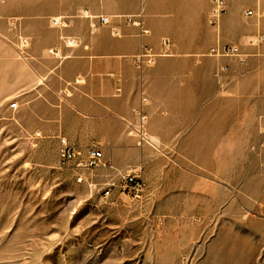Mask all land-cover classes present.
<instances>
[{"label":"rangeland","instance_id":"374dc122","mask_svg":"<svg viewBox=\"0 0 264 264\" xmlns=\"http://www.w3.org/2000/svg\"><path fill=\"white\" fill-rule=\"evenodd\" d=\"M51 2L0 0V264H264V42L249 45L264 37V0L260 19L243 10L259 33L242 43L244 65L220 60L215 97L167 112L162 125H182L166 141L149 129L157 152L132 137L125 167L107 157L113 168L84 183L35 117L32 88L16 84L17 64L33 70L20 26ZM127 172L144 181L142 202L120 188Z\"/></svg>","mask_w":264,"mask_h":264},{"label":"crops","instance_id":"0c3cea01","mask_svg":"<svg viewBox=\"0 0 264 264\" xmlns=\"http://www.w3.org/2000/svg\"><path fill=\"white\" fill-rule=\"evenodd\" d=\"M226 2L220 34L209 25L211 0H53L47 7L33 5L31 19L20 26L22 36L30 40L33 70L17 64L16 84L32 88L30 106L37 119L47 121L44 127L58 146V139L66 138L85 153L99 143L106 159L125 167L123 160L132 154L124 147L133 144L128 124L137 121L140 91L149 99L148 130L166 141L182 125H162L167 112L178 106H205L206 97L208 103L210 95L215 97V72L224 63L208 56L211 48L220 39L241 45L245 52L242 43L259 33L254 23L247 26L240 18L244 9L255 8V0ZM84 13L110 22L92 32V21ZM140 14L134 21L142 23L147 35L127 22ZM53 18H62L66 27L54 28ZM62 37L77 39L78 45L67 48ZM163 39L171 42L169 56L161 55ZM143 46L159 57L153 67L140 72L134 57Z\"/></svg>","mask_w":264,"mask_h":264},{"label":"built area","instance_id":"2783aa9c","mask_svg":"<svg viewBox=\"0 0 264 264\" xmlns=\"http://www.w3.org/2000/svg\"><path fill=\"white\" fill-rule=\"evenodd\" d=\"M256 6L253 9H248L245 11L244 15L248 19L262 17L261 2L260 0H255ZM227 13V2L226 0H211V9L209 12V25L217 30L220 29L221 20ZM84 17L92 21L91 31L95 32L99 27L108 25L110 20L106 17H93L84 13ZM141 14L137 17H128L127 22L141 28V35H147L149 32L142 28V23L140 21H134L135 19H140ZM52 26L54 28H65L66 24L62 18H53L51 20ZM63 44L67 48H74L78 45V40L71 37H62ZM264 42V37L260 34L257 37V42L254 43L250 41V46L258 47ZM163 52L161 55L169 56L171 42L168 39H163L161 41ZM30 48V40L23 36L18 38V51L20 56L24 58L25 61L29 60L28 50ZM51 55L56 56L58 59H62L55 50H50ZM210 56L219 59H232L237 61L240 65H244L249 57L247 53L242 50L241 45L235 43H222L219 39L217 44L211 48ZM158 54L149 46H143L141 51L134 57L135 64L140 72H143L147 68L153 67L156 62ZM228 70L227 66H221L216 71V77L220 78ZM120 91V90H118ZM149 105V99L143 90L140 91V100L138 107L134 110V114L137 121L134 124H128L129 134L136 139V145L138 148L142 149L145 147L151 148L157 152L155 143L153 142L152 136L149 133V117L146 112V108ZM11 108L17 109V104H12ZM41 133L37 132L33 139L41 138ZM59 156L62 166L70 165L73 170L77 171L76 174L77 181L79 183L86 182L85 173L92 172L98 168H110L111 163L107 160L103 154L102 147L99 143H95L93 146L87 149L85 153L77 150L75 147L71 146L66 138H59ZM114 186L112 184L110 189ZM120 188L126 192L133 201L142 202L146 195V185L144 181L139 178L135 172H127L121 176ZM109 189V190H110ZM110 191H107L106 195H109Z\"/></svg>","mask_w":264,"mask_h":264},{"label":"bare ground","instance_id":"6f19581e","mask_svg":"<svg viewBox=\"0 0 264 264\" xmlns=\"http://www.w3.org/2000/svg\"><path fill=\"white\" fill-rule=\"evenodd\" d=\"M153 139V138H152ZM153 142L155 143V141L153 140ZM155 147L157 148V149H159V147L157 146V144L155 143Z\"/></svg>","mask_w":264,"mask_h":264}]
</instances>
